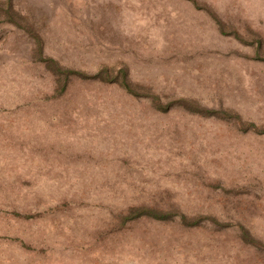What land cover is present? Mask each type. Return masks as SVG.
<instances>
[{
  "label": "rangeland",
  "instance_id": "rangeland-1",
  "mask_svg": "<svg viewBox=\"0 0 264 264\" xmlns=\"http://www.w3.org/2000/svg\"><path fill=\"white\" fill-rule=\"evenodd\" d=\"M0 264H264V0H0Z\"/></svg>",
  "mask_w": 264,
  "mask_h": 264
}]
</instances>
